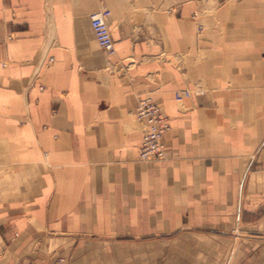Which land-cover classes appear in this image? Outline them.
Returning a JSON list of instances; mask_svg holds the SVG:
<instances>
[{
  "label": "crops",
  "instance_id": "1",
  "mask_svg": "<svg viewBox=\"0 0 264 264\" xmlns=\"http://www.w3.org/2000/svg\"><path fill=\"white\" fill-rule=\"evenodd\" d=\"M263 143L264 0H0V264H264Z\"/></svg>",
  "mask_w": 264,
  "mask_h": 264
},
{
  "label": "built area",
  "instance_id": "2",
  "mask_svg": "<svg viewBox=\"0 0 264 264\" xmlns=\"http://www.w3.org/2000/svg\"><path fill=\"white\" fill-rule=\"evenodd\" d=\"M110 11L101 7L90 16V27L94 39L100 49L108 55L114 53L113 41L108 28ZM191 92L183 89L174 93V100L181 102L190 97ZM134 117L142 127V138L138 149V157L142 162H156L165 159L163 137L170 130L168 118L161 111L151 94L139 97ZM264 153V143L260 147Z\"/></svg>",
  "mask_w": 264,
  "mask_h": 264
},
{
  "label": "rangeland",
  "instance_id": "3",
  "mask_svg": "<svg viewBox=\"0 0 264 264\" xmlns=\"http://www.w3.org/2000/svg\"><path fill=\"white\" fill-rule=\"evenodd\" d=\"M180 90H183V89H178L177 91H180ZM141 131H142V127H141Z\"/></svg>",
  "mask_w": 264,
  "mask_h": 264
}]
</instances>
